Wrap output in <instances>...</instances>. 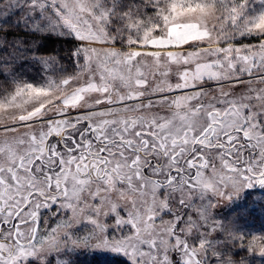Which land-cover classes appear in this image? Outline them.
I'll return each instance as SVG.
<instances>
[{
	"label": "snow or ice",
	"instance_id": "6c2138e0",
	"mask_svg": "<svg viewBox=\"0 0 264 264\" xmlns=\"http://www.w3.org/2000/svg\"><path fill=\"white\" fill-rule=\"evenodd\" d=\"M249 3L0 0V264H58L49 257L69 247L244 264L213 197L264 185V0ZM237 35L258 43L235 47ZM53 37L76 42L72 72L42 51ZM25 66L40 67L39 84ZM85 217L90 234L74 236ZM247 249L264 254V237Z\"/></svg>",
	"mask_w": 264,
	"mask_h": 264
},
{
	"label": "rangeland",
	"instance_id": "374dc122",
	"mask_svg": "<svg viewBox=\"0 0 264 264\" xmlns=\"http://www.w3.org/2000/svg\"><path fill=\"white\" fill-rule=\"evenodd\" d=\"M132 0H125V3H131ZM141 0H136V3H140ZM261 5L259 0H250L249 9L255 8L260 9ZM148 14H152V9H147ZM40 40L39 42H43ZM45 42V41H44ZM51 42L53 46H48V49L42 48V51L52 53L62 58V62L65 67L68 69V72L73 71L74 59L70 58V51L74 49V41L65 42L63 39H57L53 37L46 41ZM235 47H242L244 45H255L258 43V39L255 36H239L237 35L235 40L230 41ZM46 43V45H48ZM42 44V43H41ZM119 46V45H118ZM221 46H226L222 42ZM188 47L187 45L185 46ZM51 48V50L49 49ZM137 50L141 51H150L155 50L152 46L147 48H140L136 46ZM127 50V49H125ZM191 50V49H189ZM146 63L151 62V58H145ZM175 69V66H174ZM22 71L25 73V79L39 84L42 77V71L39 66H25ZM151 78V77H150ZM171 83L177 82V76L173 70V74L169 77ZM243 86L237 87L235 90H242ZM3 99V96H0V100ZM253 184L250 188H245L236 196H232L229 199L227 197L220 199L213 197V203L217 204V207L214 209V216L217 220L222 223H230L234 231L243 236V239H237L235 247L232 250V255L236 260L243 259L244 264H264V254H258L257 252H250L247 249L249 241L256 237H264V185L256 186ZM256 186V188H255ZM71 215V212L67 214H61L60 216H54L52 213H48V223L45 225L41 223V232L46 233L50 231L52 227H56V224L61 219H67ZM195 217V213H192ZM167 218V217H166ZM107 223H114L113 219L105 218ZM92 225L89 223L87 218H82L79 223L75 224L71 230V233L76 236L83 238L90 234ZM109 234H111L109 230ZM119 235V233H116ZM115 256L118 255L130 264L125 255L117 252H113L107 249H95V248H74L69 247L63 251L64 259L61 260L59 257L50 256V261H58V264H93V256ZM102 259H99V262ZM20 264H37V261L33 258H28L22 260ZM104 264V263H100Z\"/></svg>",
	"mask_w": 264,
	"mask_h": 264
},
{
	"label": "clouds",
	"instance_id": "9594fccd",
	"mask_svg": "<svg viewBox=\"0 0 264 264\" xmlns=\"http://www.w3.org/2000/svg\"><path fill=\"white\" fill-rule=\"evenodd\" d=\"M170 2H174L177 4V7L175 9V11L177 13L181 12V7H180V0H165V3H170ZM201 3H205V4H209V3H213V0H200ZM183 11L186 14V19L194 21L199 23L200 20H205L206 21V17H201L200 16V9L199 8H188L187 6L184 7ZM188 13H191V15H187Z\"/></svg>",
	"mask_w": 264,
	"mask_h": 264
},
{
	"label": "trees",
	"instance_id": "16d2710c",
	"mask_svg": "<svg viewBox=\"0 0 264 264\" xmlns=\"http://www.w3.org/2000/svg\"><path fill=\"white\" fill-rule=\"evenodd\" d=\"M42 45L44 46L43 48H46L48 49V46H53V44L51 42H41ZM46 43L48 45H46ZM51 50V48H49ZM102 259V261L99 262V259ZM121 257L118 256V255H115V256H110L109 258V255H106V256H100V255H94L93 256V264H100V263H104V264H127V262L123 259H120Z\"/></svg>",
	"mask_w": 264,
	"mask_h": 264
},
{
	"label": "flooded vegetation",
	"instance_id": "af4514ba",
	"mask_svg": "<svg viewBox=\"0 0 264 264\" xmlns=\"http://www.w3.org/2000/svg\"><path fill=\"white\" fill-rule=\"evenodd\" d=\"M177 94H179V93H177ZM256 186H261V185H256ZM256 186H255V188H256Z\"/></svg>",
	"mask_w": 264,
	"mask_h": 264
}]
</instances>
